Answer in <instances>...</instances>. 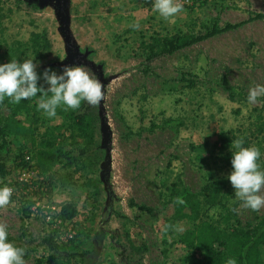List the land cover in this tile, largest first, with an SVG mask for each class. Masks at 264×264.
I'll return each mask as SVG.
<instances>
[{"label": "rangeland", "instance_id": "374dc122", "mask_svg": "<svg viewBox=\"0 0 264 264\" xmlns=\"http://www.w3.org/2000/svg\"><path fill=\"white\" fill-rule=\"evenodd\" d=\"M180 2L183 10L170 23L154 11V0H69L72 37L80 53H87L78 66L103 85L101 102L82 109L94 123L93 144L84 156L77 155L81 142L67 122L39 109L41 94L18 104L10 98L1 108L14 161L0 188L17 184V161L24 153L35 160L37 150L49 144L73 157L68 165L38 170L32 184L20 183L23 191L0 208L8 242L25 249L26 264L201 263L202 253L180 242L195 223L167 229L154 212L129 203L154 210L182 191L197 192L206 179H227L233 169L220 159L233 154L235 139L259 149L257 163L264 171V96L248 102L250 86L264 85V21L246 22L264 15V0ZM54 11L41 9L37 1L0 0V65L32 59L38 87L45 90L50 86L43 72L51 68L62 74L48 64L64 57ZM240 23L172 56L146 61L144 48L154 34L204 33L213 24ZM32 34L45 35L49 48L33 47ZM181 75L196 86L184 88L177 82ZM176 119L184 124L175 131H150L152 124ZM38 197L50 207L45 212L54 223H47L42 212L31 215ZM65 205L74 210L70 219L61 217ZM204 211L227 234L254 227L264 217V207L258 212L243 208L233 186L221 206ZM132 241L145 250L132 251ZM259 264H264V245Z\"/></svg>", "mask_w": 264, "mask_h": 264}, {"label": "trees", "instance_id": "16d2710c", "mask_svg": "<svg viewBox=\"0 0 264 264\" xmlns=\"http://www.w3.org/2000/svg\"><path fill=\"white\" fill-rule=\"evenodd\" d=\"M255 20L264 21V15L257 14L246 22ZM241 24L243 23L235 25L226 24L224 27L213 24L204 33H195L189 29L185 32L178 31L165 36L154 34L150 37L149 42L144 48L147 55L146 61L149 64L159 58L172 56L219 34L234 30ZM31 44L33 47L39 46L43 50L48 49L50 46L45 35L37 34H32ZM177 82L182 83V86L187 89H192L197 84L193 79L186 78L183 75L179 77ZM230 99L233 100V94H230ZM86 103L87 101H82L79 109L76 110L69 108L65 111L64 109L67 106L63 104L57 108V116L67 122L70 131L74 132L75 137L81 142L78 156H84L86 148L90 147L94 140L93 119L87 111L82 112ZM34 104H36V101H34ZM9 105L10 98L5 97L3 102L0 103V110L3 106L8 107ZM183 124L184 121L181 119L166 120L162 125L155 126L152 124L150 131L154 129L175 131L176 128L183 126ZM5 130L6 124L2 121L0 114V184L10 177L11 163L14 161L6 140ZM232 156L233 154H225L221 157L220 160L225 168L233 169L231 164ZM72 159L73 157L70 154H64L62 150L48 144L46 147L37 150L35 160L33 157L31 158V166L37 171H47L54 165H68ZM22 160L23 155L17 161L18 168L24 165ZM231 192L232 185L228 179H206L197 192L182 191L179 195L163 201L154 210L136 205L133 202H130L129 205L143 212H154L163 220L167 229L178 222L196 224L192 231L186 232L181 237L180 242L188 251L202 253L203 261L201 263L188 261L186 264H227L229 259H235L236 264H259L260 247L264 245V217L254 227L247 224L227 234L219 225L209 219L206 211H204V209L221 206L225 197ZM177 197H182L185 203H175ZM60 212L61 217L64 219H70L74 215V210L70 205L63 206ZM130 246L135 253L145 250V247H136L133 241Z\"/></svg>", "mask_w": 264, "mask_h": 264}, {"label": "clouds", "instance_id": "9594fccd", "mask_svg": "<svg viewBox=\"0 0 264 264\" xmlns=\"http://www.w3.org/2000/svg\"><path fill=\"white\" fill-rule=\"evenodd\" d=\"M154 11L170 23L175 22L177 14L183 10L180 0H154ZM139 28V25H133ZM38 65L27 59L23 63L15 60L0 65V103L5 97L13 103H20L41 94L38 107L49 117L57 115L61 104L64 109H79L82 101L90 106H96L103 99L102 83L93 78L83 66L65 65L62 74H57L51 68L43 72V79L48 87H38L40 76ZM50 94V95H49ZM264 96V85L250 86L248 102L255 104L257 98ZM243 139H235L231 145L233 156L231 160L233 171L227 177L235 189V197L242 202V207L252 211H260L264 207V171L260 170L257 161L260 151L257 147H244ZM235 149V151H233ZM13 194L10 187L0 188V208L7 206ZM175 203L184 204L182 197H177ZM176 230L182 231L179 225ZM25 249L8 242L7 226L0 223V264H26L23 259ZM227 264H236L235 259H229Z\"/></svg>", "mask_w": 264, "mask_h": 264}, {"label": "water", "instance_id": "95a60500", "mask_svg": "<svg viewBox=\"0 0 264 264\" xmlns=\"http://www.w3.org/2000/svg\"><path fill=\"white\" fill-rule=\"evenodd\" d=\"M68 3L69 0H39V7L41 9L47 8L48 6L51 9H55L54 17L58 23L57 32L59 33L63 42L64 57L58 62L49 63L48 66L52 68H58L60 71H62L65 65H80V61L87 56V53H80L79 48L72 37L70 31V15L68 14ZM64 11L65 13H63ZM104 126L105 124L102 123V127Z\"/></svg>", "mask_w": 264, "mask_h": 264}, {"label": "built area", "instance_id": "2783aa9c", "mask_svg": "<svg viewBox=\"0 0 264 264\" xmlns=\"http://www.w3.org/2000/svg\"><path fill=\"white\" fill-rule=\"evenodd\" d=\"M201 1H205V0H201ZM22 163L24 165L22 167L18 168L19 177H18L17 184L16 185H10V186L6 185L7 187H10L13 189V194H12L10 199L15 198L17 196L18 190L23 191V187L20 186V183H23L25 185L28 184L30 186V184H32L30 182V180L33 178V176H35L36 174L39 173L33 166H31L32 160H31V156L29 154H27V153L23 154ZM36 187H37L36 189H38L37 191H42V189H43L39 185ZM49 208L50 207L48 206V204H45V202L41 201L40 197H38L37 201L35 202V209H33V211L31 210L32 211L31 215L34 217H40L41 216L40 212H42L45 216V221L47 223H54L55 221L53 220L52 216L45 212ZM53 210L54 209L52 208V211ZM58 222L60 223L61 221H58ZM55 228H57V225H55Z\"/></svg>", "mask_w": 264, "mask_h": 264}, {"label": "flooded vegetation", "instance_id": "af4514ba", "mask_svg": "<svg viewBox=\"0 0 264 264\" xmlns=\"http://www.w3.org/2000/svg\"><path fill=\"white\" fill-rule=\"evenodd\" d=\"M33 1H34V2H36V1L39 2V0H31V2H33Z\"/></svg>", "mask_w": 264, "mask_h": 264}]
</instances>
